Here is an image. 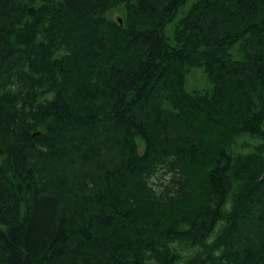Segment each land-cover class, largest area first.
<instances>
[{
    "label": "trees",
    "instance_id": "trees-1",
    "mask_svg": "<svg viewBox=\"0 0 264 264\" xmlns=\"http://www.w3.org/2000/svg\"><path fill=\"white\" fill-rule=\"evenodd\" d=\"M0 264H264V0H0Z\"/></svg>",
    "mask_w": 264,
    "mask_h": 264
},
{
    "label": "rangeland",
    "instance_id": "rangeland-1",
    "mask_svg": "<svg viewBox=\"0 0 264 264\" xmlns=\"http://www.w3.org/2000/svg\"><path fill=\"white\" fill-rule=\"evenodd\" d=\"M117 14H115L114 16H116ZM188 87H189V85H188ZM165 178L163 177V178H161V176H160V181L162 180H164ZM159 180H156V178L155 179H153V183L154 184H156V182H158Z\"/></svg>",
    "mask_w": 264,
    "mask_h": 264
},
{
    "label": "water",
    "instance_id": "water-1",
    "mask_svg": "<svg viewBox=\"0 0 264 264\" xmlns=\"http://www.w3.org/2000/svg\"><path fill=\"white\" fill-rule=\"evenodd\" d=\"M119 21L121 22V20L119 19Z\"/></svg>",
    "mask_w": 264,
    "mask_h": 264
}]
</instances>
